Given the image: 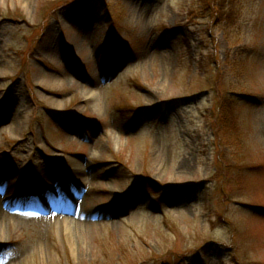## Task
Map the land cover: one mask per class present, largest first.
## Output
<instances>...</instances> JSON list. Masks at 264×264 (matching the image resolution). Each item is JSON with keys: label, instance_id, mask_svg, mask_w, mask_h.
I'll return each mask as SVG.
<instances>
[{"label": "rangeland", "instance_id": "obj_1", "mask_svg": "<svg viewBox=\"0 0 264 264\" xmlns=\"http://www.w3.org/2000/svg\"><path fill=\"white\" fill-rule=\"evenodd\" d=\"M0 264H264V0H0Z\"/></svg>", "mask_w": 264, "mask_h": 264}, {"label": "bare ground", "instance_id": "obj_2", "mask_svg": "<svg viewBox=\"0 0 264 264\" xmlns=\"http://www.w3.org/2000/svg\"><path fill=\"white\" fill-rule=\"evenodd\" d=\"M90 95H93V93H92V92H90Z\"/></svg>", "mask_w": 264, "mask_h": 264}, {"label": "trees", "instance_id": "obj_3", "mask_svg": "<svg viewBox=\"0 0 264 264\" xmlns=\"http://www.w3.org/2000/svg\"><path fill=\"white\" fill-rule=\"evenodd\" d=\"M222 14V12L220 13V15Z\"/></svg>", "mask_w": 264, "mask_h": 264}]
</instances>
